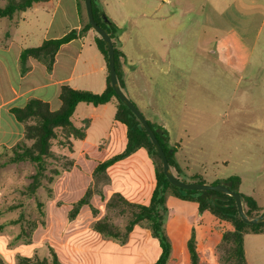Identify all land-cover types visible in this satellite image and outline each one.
Segmentation results:
<instances>
[{
    "label": "crops",
    "instance_id": "1",
    "mask_svg": "<svg viewBox=\"0 0 264 264\" xmlns=\"http://www.w3.org/2000/svg\"><path fill=\"white\" fill-rule=\"evenodd\" d=\"M95 4L121 30L115 42L123 54L120 58L122 91L125 90L133 98L140 110H146L149 114L147 121L168 132L169 144L178 148L175 160L179 169L175 175L188 182H193L194 176L204 178L205 174L191 168L190 161L183 154V147L172 142L169 126L172 121L170 117H174L178 111L172 102L174 92L188 90V70L183 66V58L173 53L166 56L164 60L168 58L170 69L163 71V81H155V59H150L146 65L143 58L127 45L125 20L132 13L124 5L126 1L96 0ZM114 5H120V15H117ZM87 24L86 9L80 6L79 0H44L18 13L12 20L0 18V150L10 152L24 138V125L14 115L15 109L24 108L36 99L49 104L52 111H57L61 107V91L66 86L96 94L107 89V62L98 47L96 32L86 30ZM72 31L77 32V37L60 47L51 68L33 58L22 60L24 50L40 47L45 41L60 39ZM174 59H179V62L175 63ZM194 87L199 89L201 86ZM117 107L116 99L100 106L86 103L77 106L72 123L82 128L87 122L85 138L72 139L71 148L59 147L54 151L58 157L65 156L72 160L73 166L54 178L52 192L48 193V206L36 195L31 199L23 196L17 208L10 207L13 217L7 223L0 222V264H20L21 258L35 256L44 259L51 251L56 253L61 264L62 256L70 264H84L80 257L85 256L87 260V254L92 256L99 253L98 248L111 247L130 257L125 251L132 246H136L138 251V258L133 264H140L150 248L149 244L158 246L157 261L161 247L146 224L136 225L125 244L105 238L93 228L96 221L108 214L106 205L114 194L120 193L130 203L148 205L156 187V164L145 148L113 163L105 172L95 174L100 164L122 154L126 149L127 127L116 120ZM118 148L120 151H117ZM105 152L107 155L102 157ZM89 190L92 195L90 203L84 205L76 217L71 219L70 212ZM240 192L250 196L244 193L242 182ZM32 199L35 206L28 203ZM38 201L43 204L41 209ZM166 206L170 214L168 212L165 230L174 253L172 232L179 234L188 244L190 234L195 231V223L179 215L178 211L198 212V204L169 194ZM34 213L36 226L31 237L25 238L22 236L23 228L32 220ZM198 216L203 218V214L199 213ZM18 229L20 234L13 236V232ZM212 249L205 247L204 250L208 252ZM92 262L90 260L86 264Z\"/></svg>",
    "mask_w": 264,
    "mask_h": 264
},
{
    "label": "rangeland",
    "instance_id": "2",
    "mask_svg": "<svg viewBox=\"0 0 264 264\" xmlns=\"http://www.w3.org/2000/svg\"><path fill=\"white\" fill-rule=\"evenodd\" d=\"M125 1L127 11L132 13L125 20L127 45L146 65L155 59L154 80H164L163 71L170 69L168 58H164L172 53L183 58L188 70V90L174 92L172 102L178 111L170 117L172 142L183 147L193 170L205 174L201 180L206 184L238 176L244 193L264 207V0ZM96 7L100 16V6ZM113 7L120 15V5ZM195 85L201 87L197 89ZM124 93L134 101L125 90ZM140 111L149 117L146 110ZM59 147L54 141L53 150ZM11 154L0 150V222L4 223L13 217L10 207L20 205L35 172L30 163H8ZM106 155L107 152L102 157ZM48 193L41 189L37 194L46 206ZM28 203L35 206L33 199ZM178 214L195 223L200 264H219L217 247L224 231L233 229L231 223L209 212L203 218L198 212L179 210ZM111 217L123 228L125 218L113 211ZM172 233L175 251L169 264H191L184 239ZM18 234L19 229L12 235ZM244 245L248 264H264V233L245 234ZM151 246L140 264L156 261L158 246ZM205 247L214 249L207 252ZM98 249L99 253L87 254V260L81 256V262L133 264L138 258L136 246L125 251L130 257L111 247ZM62 261L70 264L63 256Z\"/></svg>",
    "mask_w": 264,
    "mask_h": 264
},
{
    "label": "trees",
    "instance_id": "3",
    "mask_svg": "<svg viewBox=\"0 0 264 264\" xmlns=\"http://www.w3.org/2000/svg\"><path fill=\"white\" fill-rule=\"evenodd\" d=\"M44 0H0V18L12 20L18 13L27 11L35 3ZM80 6L85 7L84 0H79ZM93 11L96 22L106 30L114 41L116 73L120 87H122L123 71L120 58L122 52L117 47V42L121 30L106 15L98 10L93 3ZM106 18V22L103 18ZM86 30H93L91 25L87 24ZM97 34V33H96ZM77 37V32L72 31L66 36L57 39L45 41L40 47L24 50L22 60L33 58L46 64L51 68L55 62V56L60 47L69 43ZM98 47L104 55L109 75L107 78V89L96 94L88 91L76 90L69 86L62 89L60 94L61 107L57 111H52L49 104L41 100H31L24 108H18L13 111L17 120L24 125V138L16 144L11 150V156L8 163L20 164L30 163L35 167L32 175V181L23 192L28 199L36 197L38 191L43 189L51 193L50 184L55 177L61 175L64 171H69L73 166V161L67 157H58L53 150V142L57 141L60 148H71L72 139L83 140L85 138L86 126L77 128L72 123V117L77 106L81 103L100 106L109 103L113 99L118 101L116 120L127 127V145L125 151L110 160L100 164L95 174L99 175L113 163L128 157L138 149L145 148L152 156L156 164V187L148 205L134 204L127 201L120 193L114 194L108 201L106 207L108 214L94 223V230L105 238L125 244L128 241L130 233L136 225L146 224L150 229L152 236L159 241L161 253L157 261L153 264H169L172 257V244L166 234L165 224L169 212L166 206V198L169 194L174 197L198 204V212L204 214L209 212L221 221H228L233 226L232 230L224 231L221 242L217 247L219 254V264H248L244 245V236L248 233H264V224L248 225L240 217L235 199L229 195L217 191H194L184 190L173 186L163 171V163L159 156L148 132L143 127L139 119L133 112L127 108L115 93L110 79L108 48L102 37L97 34ZM150 126L156 130V136L166 153L170 168L175 175L178 171V165L175 160L178 148L169 144L168 132L156 124L148 121ZM176 176V175H175ZM178 179L179 176H176ZM200 176H194L193 182L205 183ZM181 180V179H180ZM184 181V180H182ZM241 178L238 176L214 183L225 184L229 188L240 193L245 212L248 216L256 217L264 209L260 208L257 202L251 196H246L240 192ZM91 190L79 200L73 210L70 212V218L74 219L80 209L90 203ZM39 209L43 204L38 201ZM15 208L16 206H12ZM113 211L117 216L124 217L126 222L122 227L113 222L110 212ZM35 213L32 220H29L27 226L23 228L22 236L30 238L32 231L36 226ZM19 221V220H18ZM190 254L191 264H200V255L195 240V233L187 244ZM20 264H61L56 253L51 251L47 258L41 259L38 256L33 258H21Z\"/></svg>",
    "mask_w": 264,
    "mask_h": 264
},
{
    "label": "water",
    "instance_id": "4",
    "mask_svg": "<svg viewBox=\"0 0 264 264\" xmlns=\"http://www.w3.org/2000/svg\"><path fill=\"white\" fill-rule=\"evenodd\" d=\"M93 3H96V0H84L85 9L88 17V22L93 28V30L99 34L102 39L105 41L107 48H108V55H109V69H110V79L111 85L118 95L119 99L123 104L129 108L133 114L139 119L143 127L148 132L159 156L161 157L163 163V171L165 176L169 179L170 183L177 187L184 190H194V191H217L222 194L229 195L235 199L239 215L241 219L248 225H262L264 224V211L261 212L256 217L248 216L245 212L243 199L240 193H236L232 191L229 186L225 184H217V185H209L206 183H199V182H184L178 179L174 173L172 172L168 158L166 156L165 151L163 150L157 136L156 130L150 126L147 119L144 117L142 112L138 109V107L126 96V94L122 91L116 73V64H115V48L113 44V40L95 20L94 11H93ZM104 21L106 22V18L104 17Z\"/></svg>",
    "mask_w": 264,
    "mask_h": 264
}]
</instances>
